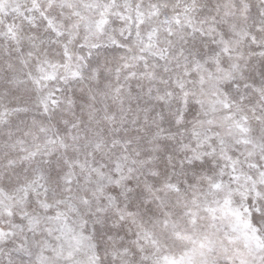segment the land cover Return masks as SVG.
<instances>
[{
  "label": "snow or ice",
  "instance_id": "obj_1",
  "mask_svg": "<svg viewBox=\"0 0 264 264\" xmlns=\"http://www.w3.org/2000/svg\"><path fill=\"white\" fill-rule=\"evenodd\" d=\"M0 264H264V0H0Z\"/></svg>",
  "mask_w": 264,
  "mask_h": 264
}]
</instances>
